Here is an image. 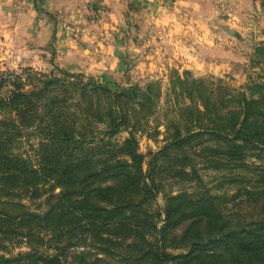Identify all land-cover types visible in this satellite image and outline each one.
I'll use <instances>...</instances> for the list:
<instances>
[{
  "label": "rangeland",
  "instance_id": "obj_1",
  "mask_svg": "<svg viewBox=\"0 0 264 264\" xmlns=\"http://www.w3.org/2000/svg\"><path fill=\"white\" fill-rule=\"evenodd\" d=\"M44 1L32 0L31 26L28 28L25 23L26 31H0V71L19 72L29 68L45 75H57L59 68L75 74L72 81L78 86L92 77L120 94L119 104L127 116L126 127L110 138L76 144L74 157L80 149L94 152L91 148L106 142L115 148L132 138L136 152L142 157L145 182L150 185L148 176L152 175L159 184L154 199L141 206L152 217L159 213L158 229L164 224L167 196L181 195L190 201L214 203L232 223H246L262 214L264 206L260 210L249 202L246 192L264 189V145L248 146L240 155L227 153L226 144L216 137L220 134L216 128L229 124L241 98L264 95V51L258 50L264 47V0H260V8L247 13L246 19L244 13L241 17L242 11L240 14L235 11L232 0H217L215 10L210 5L214 0H208V13L201 21L203 31H156L159 27L149 19L133 18L113 31H94L93 27V31L47 34L37 27L45 15ZM93 6L101 7L98 2ZM90 10L93 13L88 14L89 23L93 26L102 19V13ZM76 47L87 51L76 52ZM252 82L262 86L252 89ZM7 93L8 88L0 89V96ZM71 102L73 110L81 106L77 105L76 94ZM92 121L94 124L90 126ZM82 127L85 131L89 127L98 131L103 124L90 117L82 122ZM175 136H180L179 142ZM38 139L30 130L21 138L20 151L34 165ZM59 191L57 187L52 194ZM49 194L46 191L34 199L21 195L12 200L26 210L43 213L48 208L45 199ZM189 223L190 220L182 221L167 232L166 252L174 255L189 252V242L183 241L186 245L177 240ZM15 242H3L6 247L0 254L15 257L28 250L23 242ZM85 242L89 244L88 240ZM47 245L41 249L53 254L54 251L45 248ZM210 247L207 244L198 248L209 251ZM82 250L83 247L77 246L66 249L58 264H79L80 258L71 256ZM116 250L110 247L109 255L97 257L109 264H125L120 258L125 251L111 253Z\"/></svg>",
  "mask_w": 264,
  "mask_h": 264
},
{
  "label": "trees",
  "instance_id": "obj_2",
  "mask_svg": "<svg viewBox=\"0 0 264 264\" xmlns=\"http://www.w3.org/2000/svg\"><path fill=\"white\" fill-rule=\"evenodd\" d=\"M258 50L263 52L264 47ZM56 71L57 75L29 68L0 71V89L8 88L7 95L0 96V251L6 247L3 242L15 240L28 249L15 257L1 253L0 264H58L73 246L84 248L71 256L80 258L79 264H109L97 256L109 255L110 247L117 249L111 253L125 251L120 257L125 264H264V189L246 192L248 201L262 213L246 223L226 220L214 203L167 196L164 224L158 229L159 213L152 217L141 206L154 199L159 184L152 175L148 176L151 184L145 182L142 157L132 138L115 148L106 142L91 148L94 152L80 149L74 157L76 144L104 141L126 127L120 94L92 77L78 86L72 81L75 74ZM252 84V89L262 86ZM75 94L81 106L73 110ZM239 102L229 124L216 128L226 152L235 155L248 146L264 145V95ZM90 117L103 128L85 131L82 122ZM27 130L39 137L36 165L20 151ZM174 138L180 141V136ZM46 185L48 189L42 190ZM57 187L60 191L53 195ZM46 191L50 194L43 213L26 210L12 200L21 195L39 198ZM189 220L177 239L189 242V252H166L167 232ZM207 244L209 251L198 248ZM45 245L54 253L42 250Z\"/></svg>",
  "mask_w": 264,
  "mask_h": 264
},
{
  "label": "crops",
  "instance_id": "obj_3",
  "mask_svg": "<svg viewBox=\"0 0 264 264\" xmlns=\"http://www.w3.org/2000/svg\"><path fill=\"white\" fill-rule=\"evenodd\" d=\"M95 2L100 3L101 7L93 6ZM216 3L217 0L210 1L214 10ZM259 3L262 2L232 0L235 11L239 14L242 11L241 17L243 18L244 13L245 19L248 12L260 8ZM31 4L32 0H0V31H26V24L30 28ZM207 4L208 0H45V15L42 16V23H37V27H40L37 30L45 31L46 34L51 31H93V27L94 31H113L117 26L124 25L125 21L134 18L141 21L149 19L152 25L159 27L156 31H203L204 22L201 21L206 19ZM91 8L96 9L98 14L102 13V19L93 26H90V15L88 16L93 13ZM97 17L96 15L94 19ZM72 22L75 23V29ZM79 47L74 51H87Z\"/></svg>",
  "mask_w": 264,
  "mask_h": 264
},
{
  "label": "built area",
  "instance_id": "obj_4",
  "mask_svg": "<svg viewBox=\"0 0 264 264\" xmlns=\"http://www.w3.org/2000/svg\"><path fill=\"white\" fill-rule=\"evenodd\" d=\"M66 30H69V27L68 26H65Z\"/></svg>",
  "mask_w": 264,
  "mask_h": 264
}]
</instances>
